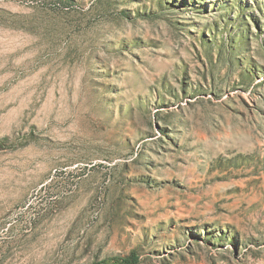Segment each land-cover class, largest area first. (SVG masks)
Listing matches in <instances>:
<instances>
[{
	"label": "rangeland",
	"instance_id": "rangeland-1",
	"mask_svg": "<svg viewBox=\"0 0 264 264\" xmlns=\"http://www.w3.org/2000/svg\"><path fill=\"white\" fill-rule=\"evenodd\" d=\"M0 264H264V0H0Z\"/></svg>",
	"mask_w": 264,
	"mask_h": 264
}]
</instances>
